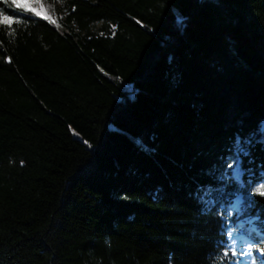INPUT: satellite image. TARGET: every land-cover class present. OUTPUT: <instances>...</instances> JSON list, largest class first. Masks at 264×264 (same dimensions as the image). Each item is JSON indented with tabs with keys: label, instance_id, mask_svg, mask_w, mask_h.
<instances>
[{
	"label": "trees",
	"instance_id": "16d2710c",
	"mask_svg": "<svg viewBox=\"0 0 264 264\" xmlns=\"http://www.w3.org/2000/svg\"><path fill=\"white\" fill-rule=\"evenodd\" d=\"M60 4L0 0V264L264 249V0Z\"/></svg>",
	"mask_w": 264,
	"mask_h": 264
},
{
	"label": "rangeland",
	"instance_id": "374dc122",
	"mask_svg": "<svg viewBox=\"0 0 264 264\" xmlns=\"http://www.w3.org/2000/svg\"><path fill=\"white\" fill-rule=\"evenodd\" d=\"M14 6L32 11L29 7L23 6L20 4L21 0H10ZM34 4L35 11L39 12L42 17L52 21L56 22L60 16H63L62 11L57 12L58 9H61L60 7V0H31ZM34 12V11H32ZM35 13V12H34ZM37 14V13H36ZM40 16V15H39ZM11 19L8 16H5L0 12V22L3 23H10ZM264 124V122H263ZM242 150V147L239 148V151ZM230 171L232 175L236 178H240L242 169L239 167V156L237 155L235 160L230 164ZM264 186V182H261L258 185V189ZM239 194L235 196V198H239ZM235 198L232 200V203L230 204L231 208L235 207ZM237 202V201H236ZM255 218H247L246 220H243L242 222H253ZM254 226L251 225V228ZM231 249L234 250V253L236 255V264H264V257L261 258V251H253L250 244L247 240L244 238H240V236L236 233L233 235L232 240L230 242Z\"/></svg>",
	"mask_w": 264,
	"mask_h": 264
},
{
	"label": "bare ground",
	"instance_id": "6f19581e",
	"mask_svg": "<svg viewBox=\"0 0 264 264\" xmlns=\"http://www.w3.org/2000/svg\"><path fill=\"white\" fill-rule=\"evenodd\" d=\"M20 4L23 5V6L29 7L32 11H34L38 15L42 16L39 12L35 11L34 8H31V7H35V4L31 0H21ZM236 201H237V198H235V203L234 204H236ZM234 208H236V206Z\"/></svg>",
	"mask_w": 264,
	"mask_h": 264
},
{
	"label": "snow or ice",
	"instance_id": "6c2138e0",
	"mask_svg": "<svg viewBox=\"0 0 264 264\" xmlns=\"http://www.w3.org/2000/svg\"><path fill=\"white\" fill-rule=\"evenodd\" d=\"M14 2H16V0H14ZM257 192L261 195H264V186H262L261 188L257 189ZM262 253H264V249L260 250ZM225 255H227V253H225ZM254 264V262H253Z\"/></svg>",
	"mask_w": 264,
	"mask_h": 264
},
{
	"label": "water",
	"instance_id": "95a60500",
	"mask_svg": "<svg viewBox=\"0 0 264 264\" xmlns=\"http://www.w3.org/2000/svg\"><path fill=\"white\" fill-rule=\"evenodd\" d=\"M240 198H241V197L237 198V201H239V200H240Z\"/></svg>",
	"mask_w": 264,
	"mask_h": 264
}]
</instances>
